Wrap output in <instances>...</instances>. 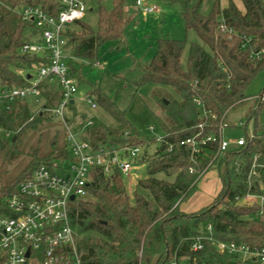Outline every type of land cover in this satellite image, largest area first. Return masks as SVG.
Returning a JSON list of instances; mask_svg holds the SVG:
<instances>
[{
    "label": "trees",
    "instance_id": "1",
    "mask_svg": "<svg viewBox=\"0 0 264 264\" xmlns=\"http://www.w3.org/2000/svg\"><path fill=\"white\" fill-rule=\"evenodd\" d=\"M128 1L114 0L110 12L100 7L98 32L82 21L73 24L77 31L71 27L66 31V63L70 77L80 87L86 85L83 61L89 65L99 62V49L107 42L126 43L127 27L141 14L130 13ZM201 1L180 2L186 31L193 30L201 41L189 45L187 67L182 64L186 41L161 39L155 57L131 78L138 88L153 84L171 88L180 97L176 100L168 95L159 100L164 117L157 118L165 136L154 153L148 151L150 142L131 136V123L125 113L97 85L91 84L85 93L117 126L95 124L84 139L94 150L109 144L122 149L140 148L133 163L138 168L145 167L146 176L137 180L131 199L129 180L118 170L111 176L103 168L91 170L88 196L73 202L70 212L83 264H170L174 257L189 258L197 264H241L238 256L221 253L217 243L264 248V217L257 218L260 207H242L236 202L237 197L248 192L264 194V172L260 181L249 183L255 163L264 171V125L259 121L264 99L255 98V108L243 127V146L218 155L217 145L209 143L200 157L193 158L191 148L182 145L197 134L217 135L221 121L248 98L247 89L264 71V0H240L243 9L232 0L225 8L215 0L206 16L199 12ZM26 7H38L52 17H58L64 9L62 0H0V90L26 87L30 77L47 64L41 56L20 53L21 47L38 35L34 24L19 14ZM221 20L226 25L225 32L220 29ZM41 91V104L30 98L17 99L11 105L12 114L0 105L1 214L7 213V199L17 193L20 183L31 177L36 166L57 169L56 161L67 156L54 135L47 151L38 142L28 153L30 161L25 168L7 180L10 163L22 155L24 138L50 126L47 109L57 106L63 97L57 83L44 82ZM196 100L202 103L206 117L200 114ZM77 115L73 107L72 117ZM4 132L10 133V138ZM213 168L221 183L217 197L197 212H182L181 204L195 194L203 175ZM7 215L11 216L9 212ZM209 224L211 231L207 230ZM200 236L208 240L202 251L194 252L192 243Z\"/></svg>",
    "mask_w": 264,
    "mask_h": 264
},
{
    "label": "built area",
    "instance_id": "2",
    "mask_svg": "<svg viewBox=\"0 0 264 264\" xmlns=\"http://www.w3.org/2000/svg\"><path fill=\"white\" fill-rule=\"evenodd\" d=\"M62 4L64 9L58 17H52L38 7H26L19 11L22 19L31 21L38 31L31 42L21 47L20 53L41 56L47 60V64L30 77L26 87L0 90V105L5 106L8 114H12L11 105L17 99L30 98L38 104L41 102V85L44 82L52 85L57 83L63 97L57 106L47 109V113L51 120L62 125L74 158L68 170L51 169L44 164L36 166L31 177L20 183L17 193L7 199V213H0V264H83L76 234L70 224V212L73 202L88 196L91 170L103 168L107 176L118 170L130 182L138 178L139 168L133 161L139 156L140 148L122 149L121 146L109 144L94 150L84 139L87 133H83L94 127V121L86 116L72 117V109L77 103L75 96L80 94L81 89L78 82L69 75L65 33L74 23L82 21L87 8L81 0H62ZM136 7L145 16L158 11L157 6L146 5L144 0H136ZM220 29L227 31L223 20L220 21ZM97 66H100V62L94 63V67ZM20 74L25 75L24 72ZM81 94L92 109L98 108L92 98ZM259 98L264 99V91ZM196 105L201 109L200 114L206 117L207 112L202 103L196 100ZM80 122L83 123V129L78 131ZM227 127L223 119L217 135L202 137L197 134L183 141L182 145L191 148L193 158L200 157L209 143L217 145L218 155L243 146L244 137L234 142L224 139L223 132ZM4 135L8 137L10 133L4 132ZM171 149L172 146L169 151ZM263 172L255 163L249 173V183L260 181ZM71 197L75 198L74 201ZM236 202L242 207L259 206L257 218L264 217V194L248 192L237 197ZM8 212L11 216L7 215ZM207 230H212L211 224ZM207 240L205 236L196 238L192 250L202 251ZM217 249L221 253L238 256L241 264H264V248L218 242ZM170 264L197 263L189 258L174 257Z\"/></svg>",
    "mask_w": 264,
    "mask_h": 264
},
{
    "label": "rangeland",
    "instance_id": "3",
    "mask_svg": "<svg viewBox=\"0 0 264 264\" xmlns=\"http://www.w3.org/2000/svg\"><path fill=\"white\" fill-rule=\"evenodd\" d=\"M85 3L87 11L84 14L82 22L92 31L98 32L99 29V9L102 7L110 12L114 7V0H81ZM148 5H155L159 10L145 16L138 14L136 0L128 1L130 13L137 15L135 22L131 23L126 29V43L117 44L107 42L99 49L100 66L94 67L88 62H82L83 75L86 79V85L80 87V94L75 96L77 105L84 111H87L94 119L97 125L116 127V121L107 114L101 107L92 109L81 93L88 92V87L97 85L102 92L114 102L119 110L125 113L126 118L131 123L128 131L132 137L150 142L148 151L154 153L161 145V139L165 133L157 117H164L163 110L159 100L165 96H170L179 100L178 94L171 88L159 87L153 84H147L143 87H136L131 78L139 69L149 63L156 55L158 50V41L161 39H173L186 41L187 47L182 56L183 67H187L189 58V45L191 43H200V39L193 30L186 31L183 18L181 16L180 2L184 0H144ZM198 0H193L196 3ZM230 0H220L221 6L225 8ZM238 7L243 9L240 0H232ZM215 0H202L199 12L206 16L213 7ZM131 9V10H130ZM72 30H78L76 24L71 26ZM80 62V61H79ZM96 63V62H95ZM92 66V67H91ZM264 91V71L251 83L246 91L248 97L243 103L232 108L225 123L228 125L224 129L223 137L226 141L234 142L241 137H245V129L251 111L255 108L256 100ZM32 100V99H30ZM43 101L40 102V104ZM84 102V103H83ZM39 104V103H38ZM259 121L264 125V108L259 114ZM242 124V126H239ZM150 129H154L150 131ZM252 123L248 125V132H252ZM13 135V134H12ZM57 136L59 141L65 147L67 156L63 160L58 159L57 167L68 170L73 162V154L66 143V132L62 125L52 120L50 126L40 128L39 131H33L24 138L21 143L20 153L22 155L9 166V175L7 180L14 179L28 164L30 157L28 153L31 148H36L37 143H41V149L47 151L53 136ZM11 134L8 136L10 138ZM140 173L134 181L128 182L127 191L131 199H134L137 180L146 176L145 167L139 168ZM161 179H167L164 175L158 176ZM172 180V179H167ZM220 190V180L215 168L210 169L201 178L198 189L195 194L181 205V210L185 212L196 211L208 204L217 196Z\"/></svg>",
    "mask_w": 264,
    "mask_h": 264
},
{
    "label": "crops",
    "instance_id": "4",
    "mask_svg": "<svg viewBox=\"0 0 264 264\" xmlns=\"http://www.w3.org/2000/svg\"><path fill=\"white\" fill-rule=\"evenodd\" d=\"M146 5H148V4H146ZM131 10V9H130ZM158 10H159V8H158ZM84 103V102H83ZM76 108H77V112H78V117H90L93 121H94V119L92 118V116H90V114H88V112L87 111H84V110H82L81 108H79L78 107V105H77V103H76ZM96 124V123H95ZM83 129V123L82 122H80V124L77 126V130L78 131H81ZM88 131V130H87ZM87 131H84L83 133H87ZM220 190H221V183H220ZM220 190H219V192H220ZM219 192H218V194H219ZM217 194V195H218ZM217 197V196H216ZM215 197V198H216ZM214 198V199H215ZM213 199V200H214ZM190 200V199H189ZM187 202V201H186ZM212 203V202H211ZM183 204V203H182ZM181 204V205H182ZM209 205V204H208ZM208 205H206V206H208ZM206 206H204V207H206ZM204 207H202V208H204ZM202 208H200V209H198V210H196V211H193V212H185V211H183V210H181V206H180V210L182 211V212H184V213H194V212H197V211H199V210H201Z\"/></svg>",
    "mask_w": 264,
    "mask_h": 264
},
{
    "label": "water",
    "instance_id": "5",
    "mask_svg": "<svg viewBox=\"0 0 264 264\" xmlns=\"http://www.w3.org/2000/svg\"><path fill=\"white\" fill-rule=\"evenodd\" d=\"M72 103H73V101H72ZM74 199H75L74 197H71V200H72V201H74ZM29 254H30V253H28L27 256H29Z\"/></svg>",
    "mask_w": 264,
    "mask_h": 264
}]
</instances>
